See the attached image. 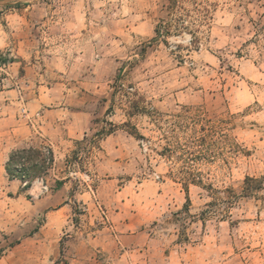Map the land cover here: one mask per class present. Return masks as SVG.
I'll return each instance as SVG.
<instances>
[{
	"label": "rangeland",
	"instance_id": "rangeland-1",
	"mask_svg": "<svg viewBox=\"0 0 264 264\" xmlns=\"http://www.w3.org/2000/svg\"><path fill=\"white\" fill-rule=\"evenodd\" d=\"M63 110L91 129L59 151ZM15 111L0 264H264V0H0V156Z\"/></svg>",
	"mask_w": 264,
	"mask_h": 264
},
{
	"label": "crops",
	"instance_id": "crops-1",
	"mask_svg": "<svg viewBox=\"0 0 264 264\" xmlns=\"http://www.w3.org/2000/svg\"><path fill=\"white\" fill-rule=\"evenodd\" d=\"M63 113H64L63 114L64 119L58 120V118H55V120H53L55 121L54 123L49 122L43 128L44 135L47 138V140L52 144V146H54L55 150H59V151L62 150L63 147L71 146L75 141L83 138L85 135L89 133L91 129L88 123L89 122L88 118L84 117L83 123L73 126V125L67 124L69 121H72V119L69 118L68 112L63 110ZM6 119L9 121L7 128H6L7 129L6 134L8 138L2 141V145H1L2 151H1V156H0L1 157L0 160L3 161L4 164H6L8 160L10 159L11 152L13 151L14 148L21 147L22 145H28L30 143H35L39 140L38 136L33 131L32 127L27 125V123L24 122L22 115L18 117V114L16 111L11 112ZM2 167L7 173L6 165ZM64 184H68V181H65L63 185ZM63 208H65V206H62L59 209V211L64 210ZM109 212H111V216L113 217V220L119 222V224L115 225L117 229L120 228V225H128L129 223H131L127 221V216L125 215L127 211L123 207H121L120 210H117V209H112V211L109 210ZM64 226L65 224H61V227H64ZM107 229L106 228L101 229L99 230V232L94 231V232L88 233L85 236L83 233V235H77L75 237V239L84 238L81 240L79 239V241L83 245H85L86 250L87 249L91 250V252H89L91 253V255H89L88 258H91L92 252H94L92 251V247L97 248L98 246H102L103 249H109L113 245L115 238L119 236L117 235V232L115 231L114 227L112 229H108V230ZM103 254L106 255V253H103ZM144 255H145V252H142V248L140 247L134 252V254H131L130 257H133V256L139 257V259H136V261L141 262L143 261L142 257ZM117 258H119L120 260L119 264H129L130 263L128 260L129 255L127 253H124V251H120ZM76 261L78 264H81L82 262L80 261L79 257L77 258ZM98 261H96L95 264L101 263L100 261L99 262Z\"/></svg>",
	"mask_w": 264,
	"mask_h": 264
},
{
	"label": "trees",
	"instance_id": "trees-1",
	"mask_svg": "<svg viewBox=\"0 0 264 264\" xmlns=\"http://www.w3.org/2000/svg\"><path fill=\"white\" fill-rule=\"evenodd\" d=\"M156 30H157L156 32H157L158 35H160V34H163V35H164V33L162 32V30H160V28H157ZM110 133H111V132H110ZM132 133L135 134L136 136L139 135L137 131H133ZM39 154H40V153H39ZM13 156H14V153L11 154V156H10V160H9V161L12 162V160H13ZM11 162H8V163H7L6 169H7L8 173H9L11 176H13V175H14V174H13V170H14V169L12 168ZM247 180H248V181H255V180H257V179H256V178H250V177H248ZM248 181H247V182H248ZM191 182L194 183V184H198V185H199V184H202V181H201L200 179H199V181H197L195 178H193V180H191ZM62 183H63V182H59L58 185H61ZM210 187H211V186H210ZM260 187H261V185L258 186V188H260ZM187 190H188V188H186V191H187ZM251 190H252L251 186H249V187L247 186L246 189H245V192H244L243 196H248L249 193L251 192ZM238 197H239V195H236V196H235V198H238ZM188 201H189V198H188ZM214 203H215V201H214V202H210V205H213Z\"/></svg>",
	"mask_w": 264,
	"mask_h": 264
},
{
	"label": "built area",
	"instance_id": "built-area-1",
	"mask_svg": "<svg viewBox=\"0 0 264 264\" xmlns=\"http://www.w3.org/2000/svg\"><path fill=\"white\" fill-rule=\"evenodd\" d=\"M23 112L25 113V110L23 109ZM45 153V152H44ZM47 187V186H46Z\"/></svg>",
	"mask_w": 264,
	"mask_h": 264
}]
</instances>
